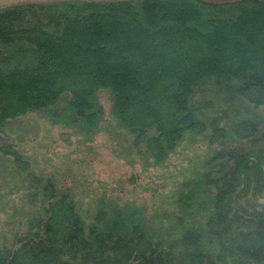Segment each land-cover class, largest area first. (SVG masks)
Segmentation results:
<instances>
[{"label": "trees", "instance_id": "obj_1", "mask_svg": "<svg viewBox=\"0 0 264 264\" xmlns=\"http://www.w3.org/2000/svg\"><path fill=\"white\" fill-rule=\"evenodd\" d=\"M34 113L85 141L106 133L145 168L186 140L206 150L147 216L105 195L90 213L4 145L38 203L13 208L23 222L0 236V264H264V0L0 7V132Z\"/></svg>", "mask_w": 264, "mask_h": 264}, {"label": "rangeland", "instance_id": "obj_2", "mask_svg": "<svg viewBox=\"0 0 264 264\" xmlns=\"http://www.w3.org/2000/svg\"><path fill=\"white\" fill-rule=\"evenodd\" d=\"M41 1L51 0H0V7ZM98 96L105 118L109 120L110 93L101 90ZM4 145H10L22 154V162H26L28 171L42 174L44 179L54 176L60 186L74 191L82 208L90 213L98 197L105 195L119 204L135 202L147 216L156 210L171 208L168 197L171 190L191 174L206 150L205 145H191L186 140L165 165L145 168L142 161H134L131 155H127L119 140L106 133L85 141L72 129L53 125L39 114L20 117L9 122L5 131L0 132V199L8 207L4 212L0 211V236L12 234L23 222L20 214H14V207L24 213L32 211L31 203H38L27 198L26 194L32 189L21 181L25 173L15 171L17 161L14 156H6L1 151Z\"/></svg>", "mask_w": 264, "mask_h": 264}]
</instances>
